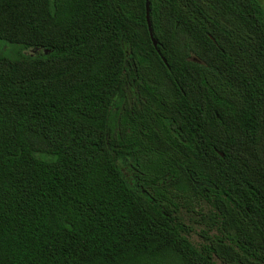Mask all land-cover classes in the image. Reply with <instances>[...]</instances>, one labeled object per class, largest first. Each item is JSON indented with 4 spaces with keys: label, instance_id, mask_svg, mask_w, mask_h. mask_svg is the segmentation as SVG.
<instances>
[{
    "label": "trees",
    "instance_id": "16d2710c",
    "mask_svg": "<svg viewBox=\"0 0 264 264\" xmlns=\"http://www.w3.org/2000/svg\"><path fill=\"white\" fill-rule=\"evenodd\" d=\"M0 264H264V0H0Z\"/></svg>",
    "mask_w": 264,
    "mask_h": 264
},
{
    "label": "rangeland",
    "instance_id": "374dc122",
    "mask_svg": "<svg viewBox=\"0 0 264 264\" xmlns=\"http://www.w3.org/2000/svg\"><path fill=\"white\" fill-rule=\"evenodd\" d=\"M204 207V203L202 204ZM208 208H203L201 212L191 211L187 207H180V216L184 222L191 227L190 239L194 244L200 246L204 243V233L208 231L209 221L206 218Z\"/></svg>",
    "mask_w": 264,
    "mask_h": 264
}]
</instances>
